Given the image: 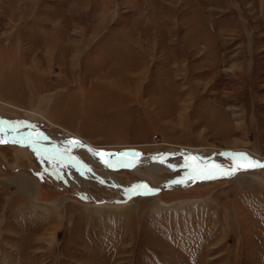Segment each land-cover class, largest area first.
I'll return each instance as SVG.
<instances>
[{
    "label": "rangeland",
    "instance_id": "374dc122",
    "mask_svg": "<svg viewBox=\"0 0 264 264\" xmlns=\"http://www.w3.org/2000/svg\"><path fill=\"white\" fill-rule=\"evenodd\" d=\"M0 120L264 162V0H0ZM34 148L0 144V264H264V168L138 176Z\"/></svg>",
    "mask_w": 264,
    "mask_h": 264
},
{
    "label": "bare ground",
    "instance_id": "6f19581e",
    "mask_svg": "<svg viewBox=\"0 0 264 264\" xmlns=\"http://www.w3.org/2000/svg\"><path fill=\"white\" fill-rule=\"evenodd\" d=\"M44 100H42V103L45 102ZM36 115L40 116L39 114H36L34 112H29L26 116L28 118H33ZM48 124L54 126L50 122ZM0 140L5 141L4 143L13 144L17 146H32L44 152L63 149H68L72 151H83L88 154L96 164L100 165L105 170L114 171L126 169L138 176L143 175L141 173V168H144L147 173L162 174L166 172H175L177 170H182L185 172H188L189 170H205L210 169L213 165L218 166L220 171L214 172L212 175H219L223 174V172L231 170L234 167L236 160L241 157L236 155H230L225 151L224 153H215L206 152L201 149H195L189 151L186 150L185 152L180 150L162 153L159 152L154 153L153 155H149L147 157L140 156L135 152H127L125 154L116 155L105 153L106 155L104 160L107 161V163H105L104 160H102L101 157L98 155V153H101L100 151H97L98 149L94 148L81 138L69 132H66L64 135H62V137H46L40 133L27 134L22 132L14 123L5 122L1 120ZM252 160L259 161L254 159ZM256 169L259 168L240 171H252Z\"/></svg>",
    "mask_w": 264,
    "mask_h": 264
},
{
    "label": "snow or ice",
    "instance_id": "6c2138e0",
    "mask_svg": "<svg viewBox=\"0 0 264 264\" xmlns=\"http://www.w3.org/2000/svg\"><path fill=\"white\" fill-rule=\"evenodd\" d=\"M4 142L5 141L0 140V143H4ZM74 143H79V142H74ZM98 155L101 157L102 160H104L106 154L101 152V153H98ZM104 162L107 163L106 160H104ZM253 168H264V162L253 161L251 158L244 155L236 160L235 165L231 170L227 172H223V175H232L237 171L248 170V169H253ZM197 171H198V174L200 175L211 176L214 172L220 171V169L218 168V166L213 165L210 169L197 170Z\"/></svg>",
    "mask_w": 264,
    "mask_h": 264
},
{
    "label": "water",
    "instance_id": "95a60500",
    "mask_svg": "<svg viewBox=\"0 0 264 264\" xmlns=\"http://www.w3.org/2000/svg\"><path fill=\"white\" fill-rule=\"evenodd\" d=\"M225 152H227L228 154H233V155H236L235 153H233V152H230V151H225ZM220 153V152H219ZM239 155V154H238ZM244 156V155H243Z\"/></svg>",
    "mask_w": 264,
    "mask_h": 264
}]
</instances>
